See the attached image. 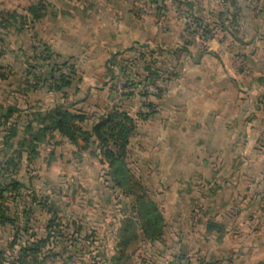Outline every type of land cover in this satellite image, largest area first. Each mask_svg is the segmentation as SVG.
Instances as JSON below:
<instances>
[{"label":"crops","instance_id":"1","mask_svg":"<svg viewBox=\"0 0 264 264\" xmlns=\"http://www.w3.org/2000/svg\"><path fill=\"white\" fill-rule=\"evenodd\" d=\"M137 1L127 0L129 9L120 7L119 13H113L115 18H120V34L133 33L139 43L136 44L147 45L154 52L153 66L166 69L173 76L161 83L163 95L156 114L145 122H137V133L129 144V158H132L133 163L145 157L152 159L158 166L166 163L167 186L174 189L173 194L177 198L184 195L190 203H199V206L194 205L196 211L188 208V218L195 217L194 221L203 224L206 233L209 214L207 209H202L205 199L198 202L194 198L220 194L233 196L235 212L232 221L240 216L239 213L248 210L251 215L247 224L255 227L256 233L262 229L263 235H249L246 238L232 236L229 240L237 245H252L254 250L264 245V202L257 203V198L264 195V111L260 104L264 97V9H261L262 6L259 8L261 3L257 9L251 7L256 0H231L238 15L244 17L232 31L225 28L226 24L223 29L214 26V23H218V12L222 10L219 0H188L211 30L210 38H195L188 45L185 44L188 40L182 25L173 26L174 21L165 18L161 26V17L155 11L154 14H148L151 21L147 36H144L145 33L143 35L140 29L144 23L140 20L141 16L139 20V17H134L136 23H131L132 13L129 11L132 10L133 2ZM65 4L54 9L56 15L52 22L43 24L46 29L43 38L52 51L65 58L73 57L78 61L82 57L88 60L91 58L88 46L98 40L95 46L102 49L101 58L107 55L108 45L104 44L100 34L95 40L89 41L84 33L83 38L76 35L66 37L60 30L59 13L63 14L62 20L66 22L80 16L72 5ZM151 10L153 12V8ZM53 26L56 30L52 34L49 30ZM112 30L109 28L106 35L109 40L114 39ZM15 40L19 46L20 41ZM53 40L58 47L52 45ZM182 47L187 49V53L170 55L172 50ZM128 51L125 58L129 56ZM115 61L120 62L119 59ZM111 64L99 65L101 78L113 76L115 71L110 68L115 67ZM82 78L81 90L71 96L67 103H71L70 99L78 97L80 93L84 94L82 98L87 101L93 100L95 96L104 100V89H96L95 95H92V87L85 86ZM43 96L47 95L28 92L26 97L24 93L21 97L24 107L20 108L31 107L41 111L51 107L53 101L45 104ZM101 107H104V103H101ZM64 144L72 148L68 143ZM147 171L150 173L151 169ZM247 197L250 199L247 200ZM218 210H210L211 215L220 217ZM252 213L257 214L253 216ZM256 216L260 218L256 219ZM216 225L223 227L222 224ZM214 232L218 234L215 240L225 239L220 235L224 232ZM257 251L255 249L252 254H257ZM231 253L243 255L238 248H233ZM228 255L231 254L228 252Z\"/></svg>","mask_w":264,"mask_h":264},{"label":"trees","instance_id":"2","mask_svg":"<svg viewBox=\"0 0 264 264\" xmlns=\"http://www.w3.org/2000/svg\"><path fill=\"white\" fill-rule=\"evenodd\" d=\"M145 1L149 6H154L153 11L158 17L168 11L165 0ZM233 1L219 0L222 10L218 12V23H214V26L223 29L226 24L227 30H234L239 26L244 17L238 15ZM170 2L175 3L176 8L193 22L192 25L184 24L188 40L185 44H191L195 38L211 37L210 25L195 12L192 3L188 0ZM263 5L264 0H256L251 7L257 9ZM137 10L142 13L141 9ZM129 12L132 13V10ZM29 14L31 19L28 21L26 16L14 11L0 10V52L5 55L9 35L22 40L27 30L34 29L31 33L32 41L28 40L26 53L22 47L24 44L20 46L25 59L20 62L14 56L13 64H17L20 78L28 92L45 94L55 100L51 107L41 111L31 107L20 108L15 102H0V264H47L49 258L57 256L50 244L61 245V249L67 254L66 258L61 259L62 264H74L75 261L80 264H127V242L122 233L116 243L115 256L104 262L97 261L91 251H85L90 247L91 241L88 235H81V227H76L69 233L68 229L74 227V223V226H63L55 217L43 220V215L51 212L46 205L47 199L38 198L31 191L30 201H24L28 198L23 195V190L29 188L22 181L23 173L22 176L18 173L22 170L25 173L26 164L31 163V159L36 156L39 145L55 147L68 143L79 151H87L103 167L100 173L103 182L110 185L112 190H118L128 201L125 205H128L129 212L133 215L130 223L139 227L138 230L150 244L159 242L163 235L162 227L159 226L160 214L149 190L129 167V144L137 133V121L145 122L156 114L158 102L163 95L161 83L173 74L166 69L154 67V52L147 45L137 44L129 49L126 59L118 63L115 61L112 65L126 78V83L120 85L122 89L142 88L136 93L133 89L124 95L123 100L129 101L136 96L147 112H137V119L131 117L122 105L111 102L112 88L102 100L104 107L99 103L101 100L92 108L84 106L86 98L67 103L82 88L81 76L76 68L77 60L55 53L43 38L46 33L43 24L52 22L56 15L47 0H37ZM138 14L137 12L134 17L140 19ZM176 53H187V49L177 48L170 55ZM13 64L0 65V77L3 76V71L15 69ZM260 104L264 111V97ZM257 199L264 202V195ZM19 203L22 204V221L18 219ZM226 216L230 219L234 217L230 214ZM128 226L125 225V229ZM7 227L11 229L8 238L3 236ZM224 231L225 228L222 227V232ZM182 258L180 256L176 259L180 261ZM184 264H191V259L185 258Z\"/></svg>","mask_w":264,"mask_h":264},{"label":"rangeland","instance_id":"3","mask_svg":"<svg viewBox=\"0 0 264 264\" xmlns=\"http://www.w3.org/2000/svg\"><path fill=\"white\" fill-rule=\"evenodd\" d=\"M64 1L72 5L74 10L80 14L79 17L71 18L66 22L62 20L63 14L59 13L58 26H61L60 30L65 33L66 37L76 35L83 38L85 34L89 37V41H92L100 34L104 44L108 45L107 55H103L101 58L102 49L95 46L98 42L96 40L95 44L88 46L90 49L88 53L91 54V58L87 60L81 57L76 62L78 75L83 77V84L92 87V95H95L94 91L96 89H104L107 93L112 88L111 102L122 105L131 117L137 119L135 116L137 112L145 113L148 110L141 107L137 99L135 100L136 96L129 101L123 99L125 98L124 95L130 93L133 89L136 93L142 88L122 89L120 85L126 83V78L123 73L118 71L117 67L110 68L116 71L113 76L107 75L104 78H101V67H99L102 63L110 65L115 59L124 60L128 49L137 46L136 43L138 42H136L133 33L120 34V18L113 16V13L121 11L119 10L120 7L129 9V3L127 0H47L54 9H57L63 3L67 5ZM36 3L37 0H0V10L14 11L19 15L26 16L29 21L31 19L29 10ZM133 3L135 5L132 7V15L130 16L131 23H136L134 15L138 12L142 18L140 20L144 21L140 29L143 35L145 33L144 36H147L146 31L151 21L148 14H154V11L151 12V8L154 9V6H149L145 0ZM164 4L167 5L168 11L167 14L161 15V26L164 25L162 23L165 18H171L174 21L173 26L182 25L183 32L186 34L184 24L192 25V20L181 13L176 8L175 3H171L170 0H165ZM137 9H141L142 13ZM261 9H264V5ZM109 28L113 29L114 39L112 40H109L108 36L106 37ZM55 30L53 26L49 32L53 34ZM33 32L34 29L27 30L26 36L19 40V46L16 45L15 40H18V38L15 35H9L7 38L9 45L5 55H1L0 52V65L13 64V56L17 57L18 61H23L25 54L20 50V46L24 44L22 47L24 53H26V46H28V40L32 41L31 33ZM53 43L52 45H58L55 40H53ZM60 47V49H63V46ZM155 55L157 56L158 52ZM13 65L15 69L3 71V76L0 77V102H16L19 107H24L21 97L24 93L27 97L28 89L22 83L23 80L20 78L17 64ZM39 71L44 73L43 70ZM148 89L151 90V88ZM83 96L84 94L80 93L78 97H72L70 102L77 101ZM95 97L91 100L93 102L87 101L86 105L91 108L94 107V103L101 99ZM44 101L45 104H48L54 99L50 96H43ZM99 103L100 105L103 103L102 99ZM128 163L135 177L149 190L151 199L159 211V226L163 230L159 242L150 244L145 240L141 231L138 230L139 227L130 223L133 215L129 212L128 201L120 195L118 190H112L110 185L107 186L100 178L103 167L99 164L98 159L91 156L87 151H79L77 148H71L65 144L55 147L39 145L36 156L31 159V163L26 164L25 173L23 170L19 171L20 174L18 173V175L22 176L23 173L22 181L29 188V190H23V195L28 198L24 201H30L31 195L29 193L31 191L36 193V197L47 199L48 203L46 205L51 209V212L44 214L43 220L47 221L55 217L54 219L62 223L63 226L66 224L73 225L74 223L75 226L73 225L74 227L68 229L69 233L74 228L81 227V235H88L91 241L90 247L85 251H91L92 256H96L97 261L100 262L115 256L116 243L119 241V236H121L119 234L122 233L125 242H127L126 247L129 256L127 264H184L185 258L191 259V264H264V245L256 247L257 254H252L255 250H253L252 245L245 246L241 243L237 245L229 240L232 236L234 238L238 236L246 238L249 235L255 237L263 235L262 229L261 232L256 233L257 229L247 224V220L251 215L248 210L239 213L240 216L235 217L236 219L234 218L233 221L229 216H226L229 214L234 215L233 196L220 194L194 198L198 202L205 199L202 209H207L206 212L209 214L207 222L209 224H222L225 228L224 233L220 234L225 239L215 240L214 237H218V234L214 232L215 230L206 233L204 225H199L194 221L195 217L188 218V208L190 207L189 209L196 211L194 205L199 206V203H190L184 195L177 198L173 194L174 189L167 186L169 181L165 177L167 175L165 171L167 168L166 163L158 166L152 159L149 160L146 157L136 163H133L132 158H128ZM147 169H151V172L149 173ZM184 199L186 202H184ZM248 199L250 197H247ZM258 202L259 199H257ZM125 203L127 204L125 205ZM17 207L20 214L18 219L22 221V204L19 203ZM212 209H219L218 214H221L220 217L211 215L210 210ZM256 214L252 213L253 216ZM258 218L260 217L256 216V219ZM125 225L129 226L125 229ZM35 230H37L36 227ZM10 233L11 229L7 227V231L3 233V236L8 238L11 235ZM256 241L258 242V238ZM50 247L54 249L57 256L49 258L47 264H62L61 259L67 257V254L61 249L62 246L50 244ZM233 248L241 249L243 255L232 254L231 250ZM228 252L231 255H228ZM92 256L90 257L92 258ZM180 256L183 258L178 261L176 258ZM74 264L80 263L75 261Z\"/></svg>","mask_w":264,"mask_h":264},{"label":"water","instance_id":"4","mask_svg":"<svg viewBox=\"0 0 264 264\" xmlns=\"http://www.w3.org/2000/svg\"><path fill=\"white\" fill-rule=\"evenodd\" d=\"M210 230H216L217 232H222V227L215 224H208L206 226V231L209 232Z\"/></svg>","mask_w":264,"mask_h":264}]
</instances>
